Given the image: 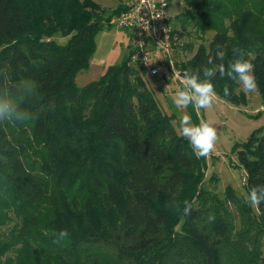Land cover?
<instances>
[{
    "label": "trees",
    "instance_id": "trees-1",
    "mask_svg": "<svg viewBox=\"0 0 264 264\" xmlns=\"http://www.w3.org/2000/svg\"><path fill=\"white\" fill-rule=\"evenodd\" d=\"M29 1L0 0V87L15 92L31 82L37 93L23 105L31 119L0 123V228L11 224L0 231V264H40L50 255L57 264H105L98 247L91 251L99 243L111 248L119 264H264L256 236L235 231L227 202L257 234L264 233V203L255 216L231 188L223 203L202 186L205 158H197L176 132L131 50L98 79L77 86L96 35L121 6L103 19L95 11L82 16L76 3L63 24V0H54L49 13L45 0ZM184 1L189 9L183 16L195 33L213 35L182 70L202 76L203 68L221 62L215 60L218 47L227 67L239 58L237 49L254 64L264 99V0ZM169 20L174 42L178 34ZM45 21L56 22L65 36L74 33L59 44L48 39L53 33ZM212 83L219 97L233 104L244 99L227 75L217 74ZM188 111L198 124L195 108ZM238 146L247 194L264 186V128ZM115 165L122 167L117 174ZM184 201L191 204L187 216ZM61 230L67 237L54 243ZM247 238L250 249L241 245Z\"/></svg>",
    "mask_w": 264,
    "mask_h": 264
},
{
    "label": "rangeland",
    "instance_id": "rangeland-1",
    "mask_svg": "<svg viewBox=\"0 0 264 264\" xmlns=\"http://www.w3.org/2000/svg\"><path fill=\"white\" fill-rule=\"evenodd\" d=\"M20 1L21 3L30 4L29 0ZM45 1L44 10L46 13H49L50 6L53 5L54 0ZM62 3V13L59 17L63 24H66V21L70 19V16L77 10L76 3L81 9L80 12L82 16H86L87 12L95 11L94 13H97L103 19L117 7L121 6L120 0H63ZM68 8L69 10H67ZM188 9V5L184 0H168L167 14L169 18L172 19L174 28L178 34L174 39L173 60L177 63L176 69L179 71V76H182L184 73L181 65L190 59L200 45L206 47L213 35V31H207L201 38L195 33V28L192 27L189 19L183 16ZM44 25L50 28L52 30L51 33H53L48 39H53L59 44H64L69 36L74 33L72 32L67 36L63 35V30L56 22L52 25H48V22L45 21ZM42 38L45 40L47 36L44 35ZM95 42L96 48L89 64L91 68L78 72L75 78L77 86H84L98 79L102 69L119 62L122 56L126 55L130 50L129 32L119 29L111 23L96 35ZM101 59L104 60V64H101ZM144 76L147 87L153 92L161 110L170 118L171 124L176 132L181 135L179 131L180 118L183 114L190 115V113L188 107L186 109H178L172 102V96L180 86L178 77H175V74L171 72L164 75L163 81L159 76L149 77L145 73ZM235 92L244 97L239 104H233L217 95V99L214 101L211 108L195 109L198 122L201 119L211 122L216 128L218 136L214 151L207 157H204L206 169L202 186L223 203L227 201L225 192L227 188L232 189V192L239 201L248 203L245 199L246 192L244 189L246 172L243 165L240 163L237 150L241 149L240 146H238L239 144L246 142L253 133L264 128V99L261 97L258 90L252 93H245L238 83L235 87ZM192 122L196 124L193 119ZM185 139L190 145L188 139ZM115 167L117 169V174L122 167L121 165H115ZM227 205L234 215L233 223L235 224V231L242 230L244 233H247V235L250 231L251 233L249 235L251 237L256 236L259 241L260 256L264 257V233L257 234V231L249 230L256 228H252L251 225L247 223V220L239 215V212L230 201L227 202ZM252 209L254 215H258L257 208L252 207ZM100 217L101 221L104 222L105 218L102 216V213L99 214V218ZM87 225L88 227L86 229L92 231L93 225ZM9 227H11V224L1 227L0 231H7ZM74 227H76V225H74ZM241 242L239 243H241L243 248L250 249L249 238ZM95 247H98L100 251L103 252V255L100 253V258L103 259L105 264H119L111 248L102 243L94 244L93 248H91L92 253L95 250H99ZM44 258L45 257H42L40 259V264H45L46 261H48V264H57V260L53 255H50L48 259Z\"/></svg>",
    "mask_w": 264,
    "mask_h": 264
},
{
    "label": "clouds",
    "instance_id": "clouds-1",
    "mask_svg": "<svg viewBox=\"0 0 264 264\" xmlns=\"http://www.w3.org/2000/svg\"><path fill=\"white\" fill-rule=\"evenodd\" d=\"M239 58L234 59L226 67L222 62L224 51L218 47L215 55L216 61H221L213 67H205L202 71L193 72L187 70L182 76L178 75L180 86L176 89L172 96V102L178 109H186L192 105L196 110L209 109L213 106L217 99V93L214 89L212 79L217 74L220 76L227 75L241 85L245 93L257 91L258 85L254 75V64L243 58V54L239 50L234 49ZM151 62H145L150 64ZM208 64L213 65L214 59L209 56ZM224 94L229 95V89L224 88ZM36 87L31 82L23 83L15 92L10 91L8 87H0V123H23L31 119V115L23 105L25 101L36 96ZM180 134L187 138L196 157H207L215 149L217 143V130L211 122L201 119L198 124L192 122V118L188 114H183L179 121ZM246 202L253 208H258L264 203V186L252 187L246 194ZM177 210H181L179 203L176 204ZM191 204L188 201L183 202L182 213L187 216L190 214ZM210 219H212L210 217ZM56 239L54 243H60L67 237V231L61 230L54 234Z\"/></svg>",
    "mask_w": 264,
    "mask_h": 264
},
{
    "label": "built area",
    "instance_id": "built-area-1",
    "mask_svg": "<svg viewBox=\"0 0 264 264\" xmlns=\"http://www.w3.org/2000/svg\"><path fill=\"white\" fill-rule=\"evenodd\" d=\"M120 4V12L109 22L129 32L132 61L149 77L159 76L163 81L164 75L170 72L178 77L168 0H120Z\"/></svg>",
    "mask_w": 264,
    "mask_h": 264
},
{
    "label": "crops",
    "instance_id": "crops-1",
    "mask_svg": "<svg viewBox=\"0 0 264 264\" xmlns=\"http://www.w3.org/2000/svg\"><path fill=\"white\" fill-rule=\"evenodd\" d=\"M104 60L103 59H101V64H104V62H103ZM89 68H91L90 66H89ZM105 69H106V67H105ZM105 69H102V72H100V74H99V77L103 74V72L105 71Z\"/></svg>",
    "mask_w": 264,
    "mask_h": 264
}]
</instances>
